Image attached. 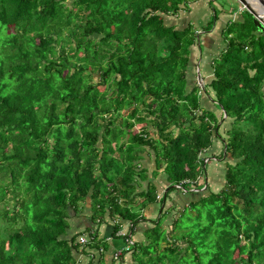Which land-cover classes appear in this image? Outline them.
I'll return each mask as SVG.
<instances>
[{
	"label": "trees",
	"instance_id": "obj_1",
	"mask_svg": "<svg viewBox=\"0 0 264 264\" xmlns=\"http://www.w3.org/2000/svg\"><path fill=\"white\" fill-rule=\"evenodd\" d=\"M190 1L0 0V81H11L0 95V264H74L83 234L90 251L103 249L96 230L68 236V213L86 198L97 224L110 222L111 239L122 241V223L132 237L147 222L145 206L162 210L169 193L199 191L200 154L212 155L213 141L220 148L208 158L223 162V184L175 219L148 221L118 264L125 255L132 264H264V29L210 0L203 33L220 14L235 19L220 28L211 78L199 88L191 79L199 34L164 21L188 13ZM121 111L127 118L117 122ZM134 122L149 126L131 133ZM144 156L152 177L165 176L159 198L152 185L139 188ZM94 256L87 264L101 263Z\"/></svg>",
	"mask_w": 264,
	"mask_h": 264
},
{
	"label": "crops",
	"instance_id": "obj_2",
	"mask_svg": "<svg viewBox=\"0 0 264 264\" xmlns=\"http://www.w3.org/2000/svg\"><path fill=\"white\" fill-rule=\"evenodd\" d=\"M210 1V0H209ZM208 0L204 1V0H200V1H196L192 4L189 3V6H191V8L189 7V12L185 13L187 14V17H185L187 19V21H185L186 25H192L194 27L193 24H196L197 22H199L201 19L203 21H206V17L210 18L209 15V11L211 12L209 6L207 5V3L209 2ZM184 14V13H182ZM221 15V14H220ZM218 17V20L213 24L212 29L218 31L219 28H221L226 22L227 20H229L230 18L227 17L229 15H226V17H222L220 16ZM185 16V15H184ZM234 16V15H232ZM208 18V19H209ZM229 18V19H228ZM221 21L220 23V27L218 28V21ZM208 21V20H207ZM223 21V22H222ZM207 22H205L206 24ZM205 24L203 26H205ZM203 26H200L201 28ZM198 27V28H200ZM196 28V29H198ZM200 28V29H201ZM212 29L207 32V33H203V32H199L197 34H199V41L201 42V45L204 46L203 51L206 49L208 51H210L212 49V45H213V37H212ZM195 57V56H194ZM198 62L194 63V65L192 66V71L195 74V67L196 66L198 68L199 63ZM208 62L205 61V65L200 67V69H198V76L200 74V78L202 80V82H208L211 78V75L209 73V68H208ZM200 66V65H199ZM194 69V70H193ZM192 76V74H191ZM203 103V104H202ZM201 104L207 108H210V104L207 100L201 99ZM216 143L213 141V146L211 149V154H214V150L216 149ZM219 151V148H218ZM210 157L209 155L206 154V151L204 153L200 154V157ZM148 161V163L143 164V162ZM153 159L151 156L147 157L144 156L140 159L139 162H137V167L142 168L144 170L150 171L153 170ZM208 164V163H207ZM147 165V166H146ZM207 181H209V179L207 180L206 178V173L203 176H199L197 182L199 184L202 185L203 189L201 191L197 190H193L191 189L189 192H171L168 195L167 200L164 201V204L162 205V210L160 208L157 207V203H151L148 204L147 206H145L141 211H140V215L142 216L143 219H145V223L141 222L138 223L135 228L132 230V239L134 241H141L142 240V231L149 227V223L148 221L155 219L158 215L161 214H172L173 210L168 211V208L171 209L172 208V204L171 202L173 201V198H177L178 201L175 203V205H177L179 208L182 209V205H180L181 203H186L190 202L192 200H194L195 198H197L199 195H206V191L209 190L210 192H213L211 189H209V183H207ZM154 184V185H153ZM151 186L152 187H163L164 190L162 189V193L165 191V188L167 187V183L165 181V176L163 174H159L156 177H152L150 174H148L147 179L142 182L139 186L140 189H143L146 186ZM139 188H137V191H139ZM155 190V189H154ZM161 193V194H162ZM157 196L156 198L160 197L159 193H156ZM168 200L171 201L168 203ZM178 203V204H177ZM186 204L184 207H186ZM81 209L78 210L76 213L70 212L69 215H75L73 217L70 218L69 220V230L73 231V232H82L84 229H91V230H96L97 233V238L101 239L102 242L104 243V247L102 249V247H100L98 249V252H93L90 251L86 246L82 247L79 246L78 248V253L74 254L73 253V258L74 260V264H87L89 258L92 257L93 254H95L94 256V260L97 259L98 257L101 260L100 264H118V260H113L112 256L113 253L120 249L122 247V241L120 239H111L108 235H109V231H110V222L108 221V219L104 218L102 222L98 223L94 220H92V212H91V203L89 198H86L84 200V202L81 204ZM158 211V212H157ZM106 215V214H105ZM153 218H151V216H153ZM173 215V214H172ZM170 217V215H169ZM97 220V219H96ZM114 222V221H113ZM122 226H128L127 223H122ZM87 253V254H83ZM92 254V255H91ZM91 255V256H90ZM121 264H132L130 261V258L128 255H125L123 258V262Z\"/></svg>",
	"mask_w": 264,
	"mask_h": 264
},
{
	"label": "rangeland",
	"instance_id": "obj_3",
	"mask_svg": "<svg viewBox=\"0 0 264 264\" xmlns=\"http://www.w3.org/2000/svg\"><path fill=\"white\" fill-rule=\"evenodd\" d=\"M196 1H200V0H196ZM205 1V0H204ZM207 1V0H206ZM209 1V0H208ZM195 2V0H191L190 1V4H192V3H194ZM212 4V6L216 9V8H218V7H220V4H222V6H223V8H224V10L225 11H229L230 9H232V10H235L236 9V11L238 10V11H242L243 9H242V6L240 5V4H238L237 3V1H235V0H213L212 2H211ZM188 7H190L191 8V6H189L188 5ZM210 11H209V15H210ZM185 15V16H184ZM226 15H229V14H221L220 16H222V17H226ZM164 17V16H163ZM185 17H187V14H182V12H178V14H177V17H165L164 18V21H165V23L168 25V24H172V23H175L174 25L176 26V28H183L186 24V22L185 21H187V19L185 18ZM227 17H229L231 20H234L235 19V16H232V15H229V16H227ZM261 17H262V19L264 20V12H261ZM209 17H206V21H203L202 19L199 21V22H197L196 24H193L194 25V27L192 26V28L193 29H195V32L196 33H199V32H202L201 30H200V26H203L204 24H205V22H207V20H209L208 19ZM228 18V19H229ZM223 22V21H222ZM218 28L221 26L220 25V23H221V21L219 20L218 22ZM198 27H200V28H198ZM196 28H198V29H196ZM219 30H220V28H219ZM219 30L218 31H216L215 29L213 30L212 29V37H213V47H212V49L210 50V51H208V50H204V51H202L201 53L197 50V43H196V45H195V47H194V50H193V58H192V62L194 61V63H196V62H198L199 63V65H198V68L196 67V66H194L195 68V74H192V81H193V84L195 83V85H197L199 88H201L202 87V85L205 83V82H202V80H201V78H200V74H199V76H198V78H196V73L198 72V69H200V67H202V66H204L205 65V61H209V59L212 57V56H214V55H216L217 54V48L221 45V38H220V35H219ZM195 56V57H194ZM193 63V64H194ZM197 63V64H198ZM193 69V70H194ZM193 73V72H192ZM195 75V76H194ZM0 84L2 85V87H1V90H0V95L1 96H4V95H7V94H9V93H11V81L8 79V78H2L1 79V81H0ZM97 90H98V92H101V91H103L104 90V87L103 86H100V87H97ZM202 94V93H201ZM210 111L212 112V114L214 113V111H216V109L214 108V107H212L211 109H210ZM119 117L118 118H116V120H117V122L119 121H121L122 119H126L127 118V111H121L120 113H119ZM221 123V122H220ZM144 126H149V124H145L144 122H142V123H136V122H134V124H133V126L128 130L129 132H131V133H137V132H139V130H140V127H144ZM149 130H151L150 128H149ZM216 143V142H215ZM216 149L214 150V154H212L211 155V157L212 156H214V155H216L217 153H218V148H220V143H216ZM215 158L217 157V156H214ZM205 161L208 163V164H206L205 165V173H206V178H207V180L209 179V181H207V183H209L208 185H209V189H211L212 191H217L218 190V188L223 184V177H222V173H223V170H224V166H223V162H221V161H217V160H209V158H207V156H206V158H205ZM214 161V162H213ZM147 164L148 163V161H146V162H143V164ZM222 163V164H221ZM147 166V165H146ZM147 174H150V171H147ZM154 185V184H153ZM150 186V185H149ZM154 189H155V191H154V195H156L157 196V194L156 193H159V196L161 195V191H162V189L164 190V188L161 186V187H158V186H154ZM199 189V191H201L202 189H203V187H201V188H198ZM205 195V194H204ZM158 198V197H157ZM173 201L171 202V201H169L168 200V203L169 202H171V204L174 206V209H173V215L172 214H165V215H170L171 216V218L172 219H175L176 217H177V214L175 215V213L178 211H181V208H179L177 205H175V203L178 201V199L177 198H173L172 199ZM178 204V203H177ZM185 204L186 203H181L180 205H182V208H186V207H184L185 206ZM157 207L159 208V206L157 205ZM192 211H194V208H192ZM29 208H27V211H26V215H25V223L27 224V225H30L31 226V224L29 223ZM71 211H69V213H70ZM158 212V211H157ZM68 213V214H69ZM189 213H191V210L190 209H188L187 210V214H189ZM186 214V215H187ZM73 216H75V215H69V219L67 220L68 221V223H69V220H70V218L71 217H73ZM154 217V215L153 216H151V218H153ZM99 217L98 216H93L92 215V220L94 221V220H96V219H98ZM167 218H168V216H167ZM192 219H185L183 222H189V221H191ZM170 221V220H169ZM182 222V223H183ZM162 225V228L164 229V231L165 232H167L168 231V226H167V221H166V218L162 221L161 220V222H160V226ZM163 225H164V227H163ZM168 225H169V223H168ZM184 225V224H183ZM70 228V227H69ZM163 229H160V231L161 230H163ZM179 230H181V229H179ZM180 232H182V231H180ZM74 233H76V232H73L72 230L70 231L69 229H68V236H70V235H73ZM161 246H163V244H161Z\"/></svg>",
	"mask_w": 264,
	"mask_h": 264
},
{
	"label": "built area",
	"instance_id": "obj_4",
	"mask_svg": "<svg viewBox=\"0 0 264 264\" xmlns=\"http://www.w3.org/2000/svg\"><path fill=\"white\" fill-rule=\"evenodd\" d=\"M204 163H206L205 160H204ZM123 227L122 229L120 228V230L116 232V235L122 239V247L113 253V256H112L113 260H117L123 252H127L129 250L130 245L133 243V239L131 237L130 232H127L125 230V226ZM88 241L89 239L87 238V236L83 234V235H79L76 238L75 243L78 244L79 246L84 247L88 243Z\"/></svg>",
	"mask_w": 264,
	"mask_h": 264
},
{
	"label": "water",
	"instance_id": "obj_5",
	"mask_svg": "<svg viewBox=\"0 0 264 264\" xmlns=\"http://www.w3.org/2000/svg\"><path fill=\"white\" fill-rule=\"evenodd\" d=\"M238 4L242 6V9L249 13L252 17V22L258 29H264V22L261 20V16L256 14L253 8L250 6L247 0H235ZM258 7L264 10V0H252ZM196 78H198V72L196 73Z\"/></svg>",
	"mask_w": 264,
	"mask_h": 264
},
{
	"label": "bare ground",
	"instance_id": "obj_6",
	"mask_svg": "<svg viewBox=\"0 0 264 264\" xmlns=\"http://www.w3.org/2000/svg\"><path fill=\"white\" fill-rule=\"evenodd\" d=\"M250 4V6L253 8V10L256 12V14L261 16V12H264L258 5H256L252 0H247ZM261 20L264 22V20L261 17Z\"/></svg>",
	"mask_w": 264,
	"mask_h": 264
},
{
	"label": "clouds",
	"instance_id": "obj_7",
	"mask_svg": "<svg viewBox=\"0 0 264 264\" xmlns=\"http://www.w3.org/2000/svg\"><path fill=\"white\" fill-rule=\"evenodd\" d=\"M206 164H207V162H206Z\"/></svg>",
	"mask_w": 264,
	"mask_h": 264
}]
</instances>
